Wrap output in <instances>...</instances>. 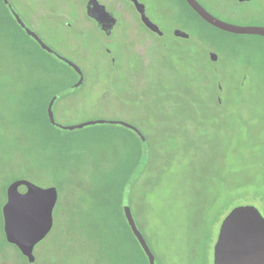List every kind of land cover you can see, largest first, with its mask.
Listing matches in <instances>:
<instances>
[{
	"label": "rangeland",
	"instance_id": "rangeland-1",
	"mask_svg": "<svg viewBox=\"0 0 264 264\" xmlns=\"http://www.w3.org/2000/svg\"><path fill=\"white\" fill-rule=\"evenodd\" d=\"M98 1L117 20L109 37L87 16L84 0L9 3L82 70L81 88H74L73 69L51 58L57 91L75 97L55 103V121H122L144 141L109 122L72 130L26 124L23 111L38 104L43 114L42 95L0 102V208L12 180L56 188L53 225L34 246L33 264H148L120 204L128 183V203L155 264H213L229 209L252 205L264 217V38L222 31L182 0H139L159 37L127 0ZM199 1L231 25L264 21V0ZM176 29L188 37H176ZM8 30L35 49L14 24ZM0 264H28L5 240L1 216Z\"/></svg>",
	"mask_w": 264,
	"mask_h": 264
},
{
	"label": "water",
	"instance_id": "water-1",
	"mask_svg": "<svg viewBox=\"0 0 264 264\" xmlns=\"http://www.w3.org/2000/svg\"><path fill=\"white\" fill-rule=\"evenodd\" d=\"M132 1L143 23L150 30L158 31V27L146 16L144 6L137 0ZM185 1L205 22L222 31L233 34L257 35L264 38V27L262 26L239 27L231 25L214 17L204 9L198 1ZM3 2L8 6L16 22L24 29L26 34L36 40L42 49L49 53H53L52 49L47 46L33 30L25 25L20 16L12 9L9 1L3 0ZM88 14L99 22L109 16V13L106 12L104 7L99 5L96 0H89ZM174 34L183 38L188 37L186 33L177 29L174 30ZM57 56L80 72L70 60L60 55ZM210 57L212 60L216 59V56L212 53ZM80 82L81 80H79L78 84ZM55 99L56 95L49 100L46 107L47 118L54 126L72 130L74 128L109 122L130 128L141 135L136 127L122 121L98 119L84 121L75 125H60L55 121L52 110ZM127 185L128 183L126 186ZM126 186L121 195V207L125 220L144 251L148 264H155L154 254L133 218L128 203ZM35 193H43L45 195H43L39 201L32 200L31 198L28 201H22L20 199L21 197H30V194ZM56 201L57 190L55 187H40L25 179L12 180L3 191V201L0 208L3 236L8 243L14 245L19 252L26 257L28 264L34 263V246L44 239L52 228V214ZM213 264H264V217L256 207L252 205H236L229 209L223 216L213 246Z\"/></svg>",
	"mask_w": 264,
	"mask_h": 264
},
{
	"label": "trees",
	"instance_id": "trees-1",
	"mask_svg": "<svg viewBox=\"0 0 264 264\" xmlns=\"http://www.w3.org/2000/svg\"><path fill=\"white\" fill-rule=\"evenodd\" d=\"M6 10L8 11L7 15L5 14ZM10 23L14 24L35 49L23 46L21 41L9 32L8 26ZM0 45L6 46V49L2 48V51L0 50V102L17 101L22 94H25V98L31 97L33 99H36V95L38 94L39 101V96L42 95L43 99H41V102L45 101L44 110H42L44 111L43 114L37 116L36 110L39 107L36 104L29 111H23L21 116L23 117V121L28 125L37 124L40 128L53 126L49 122L45 111L48 100L57 92L58 79L55 63L51 59L52 55L41 49L37 41L26 34L24 29L16 22L3 0H0ZM26 80L28 83L24 87L23 84ZM139 158V156L135 157L136 163L139 162ZM127 227L130 235L137 243L138 241L128 224Z\"/></svg>",
	"mask_w": 264,
	"mask_h": 264
},
{
	"label": "flooded vegetation",
	"instance_id": "flooded-vegetation-1",
	"mask_svg": "<svg viewBox=\"0 0 264 264\" xmlns=\"http://www.w3.org/2000/svg\"><path fill=\"white\" fill-rule=\"evenodd\" d=\"M9 1V0H8ZM98 3H99V5H101V6H103L104 7V9H105V11L106 12H108L109 13V16L107 17V18H105V19H103V20H101L100 22L97 20V19H95L94 17H92V16H90L89 14H88V2H89V0H84V3H83V8H84V10H85V12H86V14H87V16L89 17V18H91V19H93L94 21H95V23L97 24V26H98V28H99V30L101 31V33L105 36V37H109V36H111V34L113 33V30H114V27H115V25H116V23H117V20H116V18H115V16L113 15V13L112 12H110L109 10H107L106 8H105V6L101 3V2H99L98 0H96ZM128 2H130L133 6H134V8H135V10L137 11V9H136V7H135V5H134V2L132 1V0H127ZM138 2H139V0H137ZM185 4H187L186 3V1L185 0H182ZM196 1H198L199 3H200V1L199 0H196ZM246 1H248V0H246ZM140 3V2H139ZM6 5V4H5ZM188 5V4H187ZM7 6V5H6ZM144 6V5H143ZM114 7H116V5L114 6ZM144 10H145V7H144ZM137 14H138V16L140 17V20H141V16H140V14H139V12L137 11ZM141 22L143 23V21L141 20ZM144 24V23H143ZM145 25V24H144ZM258 26H262V27H264V21H261L259 24H258ZM145 27L149 30V31H151L152 33H154L156 36H159V37H161V36H163V33H162V31H160L159 30V28H158V31H152V30H150L146 25H145ZM35 32V31H34ZM36 33V32H35ZM37 34V33H36ZM173 34H174V30H173ZM38 35V34H37ZM175 35V34H174ZM39 36V35H38ZM176 36V35H175ZM40 37V36H39ZM176 37H180V36H176ZM41 38V37H40ZM180 38H183V37H180ZM36 41V40H35ZM43 41V40H42ZM44 42V41H43ZM45 43V42H44ZM46 44V43H45ZM47 45V44H46ZM40 46V45H39ZM47 46H49V45H47ZM50 47V46H49ZM51 48V47H50ZM42 49V48H41ZM52 49V51H53V53H49V52H47V51H45L44 49V51L45 52H47L48 54H51L52 55V57L53 58H55L57 61H59V62H63L64 64H66L67 66H69L70 68H72L73 69V71L76 73V76H77V82L73 85V87L74 88H77V89H80L81 88V85H82V82H83V73H82V70L79 68V66L78 65H76L74 62H72L71 60V62L73 63V64H75V66L79 69V71L80 72H78L75 68H73L72 66H70V65H68L66 62H64L61 58H59L57 55H60V54H58L53 48H51ZM105 52L109 55V58L111 59V57H112V55H111V52L108 50V49H106L105 48ZM61 57H63L62 55H60ZM63 58H65V57H63ZM213 61H215V60H213ZM115 62H116V60H114L113 58L111 59V64H115ZM79 80H81V82L78 84V82H79ZM78 84V85H77ZM69 88V87H68ZM61 92H63V90H60V92L59 91H57L54 95H52L51 97H50V99L53 97V96H55L56 95V99L54 100V103H53V106H52V110H53V113H54V109H53V107H54V105H55V103L57 102V104H60L59 106H61V104H66V103H69L70 101L72 102V101H74L75 100V97H74V95H68V94H65L64 92V94H61L60 96H57V93H61ZM49 99V100H50ZM49 100H48V102H49ZM48 102H47V104H48ZM73 103V102H72ZM47 104H46V107H47ZM45 111H46V108H45ZM47 115V114H46ZM123 127H125V126H123ZM135 127V126H134ZM127 128V127H126ZM137 128V127H136ZM128 129H130V128H128ZM138 129V128H137ZM132 132H134L135 134H136V136L139 138V140H142V141H144V135H142L141 134V132H140V130H139V132H140V134L141 135H139L138 133H136L135 131H133L132 129H130ZM143 137V139H142V137ZM121 202V201H120ZM121 204V203H120Z\"/></svg>",
	"mask_w": 264,
	"mask_h": 264
},
{
	"label": "snow or ice",
	"instance_id": "snow-or-ice-1",
	"mask_svg": "<svg viewBox=\"0 0 264 264\" xmlns=\"http://www.w3.org/2000/svg\"><path fill=\"white\" fill-rule=\"evenodd\" d=\"M43 195H45V194H43V193H35V194H30V197H21L20 199H21L22 201H28V200L31 198L32 200L39 201L40 198H41Z\"/></svg>",
	"mask_w": 264,
	"mask_h": 264
}]
</instances>
